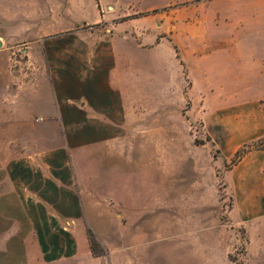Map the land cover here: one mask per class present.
<instances>
[{
	"label": "rangeland",
	"instance_id": "374dc122",
	"mask_svg": "<svg viewBox=\"0 0 264 264\" xmlns=\"http://www.w3.org/2000/svg\"><path fill=\"white\" fill-rule=\"evenodd\" d=\"M22 1L35 15L41 0ZM96 1L44 6L61 9L63 31V12L89 18ZM112 1L109 22L76 28L77 57L65 63L77 77L64 84L83 91L90 69L104 84L118 66V95L92 99L118 136L71 127L56 140L19 122L1 131L0 264H264V164L254 166L264 159V0ZM6 45L14 67L34 68L26 43ZM52 157L76 187L51 182ZM34 190L51 200H22Z\"/></svg>",
	"mask_w": 264,
	"mask_h": 264
},
{
	"label": "crops",
	"instance_id": "0c3cea01",
	"mask_svg": "<svg viewBox=\"0 0 264 264\" xmlns=\"http://www.w3.org/2000/svg\"><path fill=\"white\" fill-rule=\"evenodd\" d=\"M112 2L111 0H97L94 6V13L89 18L84 17L82 14H78L79 18H77V14L72 10L70 13L68 11L63 12L61 17L67 23L63 31L57 28L61 21L59 16L61 9L58 6L54 7L52 4H46L45 7L44 0L35 4V15H30L23 11L25 6L28 9V5L22 0L18 2L6 0L3 6H0V123H4L0 126V133L1 131L5 133L11 130V123L19 122L23 125L29 124L31 128L41 131L44 128L51 127L54 130L48 136L49 138L55 137L56 140L60 138L61 132L68 135L71 127H75V130H79L80 127L83 128V132L89 138L118 136L117 133L105 134L104 125H99L105 119L103 117L100 120L97 119L98 116L95 115L96 110L93 109L92 104L93 98L98 97V99H102L104 94L103 89L108 92V97H116L118 95L119 88L116 82L110 80L119 72L120 68L118 66L112 65L106 69L110 79L109 81L105 80L104 84L97 81L96 74H98L97 71L99 69L94 72L93 66H91L93 68L85 76L78 78L83 91L81 89L69 88L64 84L75 81L77 77L75 70L73 68L70 69V63L68 62V65L67 62L65 63L66 59L69 61L77 57L75 35L78 32L76 28L80 22L84 21L95 23L109 22L110 19L105 7L110 9V4H116L114 1ZM1 7L4 10L19 9V15L12 12H4ZM45 10L48 12L51 10L49 12L51 13V17L45 18ZM45 25L50 27L48 31L47 28H43ZM13 26H29L31 29L28 30L26 28L23 30L24 32L19 31L12 34ZM9 42H23L27 44L24 51L36 59L33 69L23 71L24 69L21 70V68L14 67L13 55L15 50L12 49L14 46L6 45ZM63 42H67V48ZM113 54L115 57L117 56L116 52ZM88 56L90 55L88 54L85 57ZM90 58L91 56L87 60L90 61ZM59 60L62 62L61 65H59ZM60 74L63 75L60 77ZM28 75L29 78L27 77ZM105 121H107L106 126L108 130H112L111 127L116 128L118 126L116 119ZM44 136V134L41 135V137ZM35 138L38 139L37 136ZM56 146L58 148V143ZM25 152L31 153L28 150ZM258 152L256 154H259ZM250 154H254V152ZM255 159L254 166L256 169H259L263 166L264 159L259 155H255ZM45 165L53 172H56V178H53L51 182L59 186L60 182L63 181L67 185L71 184L76 187V182L70 183L66 180V176H68L66 170L70 168V165H68V169L64 166L61 167L57 161L54 162L53 157ZM60 176H62V179H60ZM262 178L258 174V179L261 180ZM21 184L24 185V183ZM26 184L36 186L35 183ZM40 194V191L36 192V190L31 193L27 192L22 194V196L27 195L28 197H23L22 200H51L48 197H42V194ZM77 200L79 201L80 198H73V201Z\"/></svg>",
	"mask_w": 264,
	"mask_h": 264
},
{
	"label": "trees",
	"instance_id": "16d2710c",
	"mask_svg": "<svg viewBox=\"0 0 264 264\" xmlns=\"http://www.w3.org/2000/svg\"><path fill=\"white\" fill-rule=\"evenodd\" d=\"M250 149L252 148V146L251 147H249ZM250 149H246V150H244V151H238L237 152V155H236V159L235 160H233V163L235 162V161H237V160H240L242 157H243V155L246 153V152H248Z\"/></svg>",
	"mask_w": 264,
	"mask_h": 264
}]
</instances>
